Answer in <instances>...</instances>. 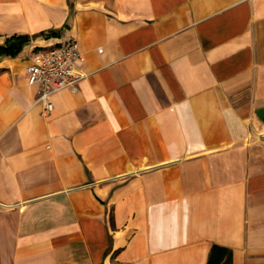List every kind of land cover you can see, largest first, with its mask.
Listing matches in <instances>:
<instances>
[{
	"label": "crops",
	"instance_id": "0c3cea01",
	"mask_svg": "<svg viewBox=\"0 0 264 264\" xmlns=\"http://www.w3.org/2000/svg\"><path fill=\"white\" fill-rule=\"evenodd\" d=\"M12 35L0 264H264V0H0ZM69 39L84 76L44 112L26 63Z\"/></svg>",
	"mask_w": 264,
	"mask_h": 264
},
{
	"label": "built area",
	"instance_id": "2783aa9c",
	"mask_svg": "<svg viewBox=\"0 0 264 264\" xmlns=\"http://www.w3.org/2000/svg\"><path fill=\"white\" fill-rule=\"evenodd\" d=\"M83 58L79 44L69 39L59 44L34 48L25 66L27 83L36 90L35 103H40L44 112L53 108L54 92L75 89L84 76L80 70Z\"/></svg>",
	"mask_w": 264,
	"mask_h": 264
},
{
	"label": "trees",
	"instance_id": "16d2710c",
	"mask_svg": "<svg viewBox=\"0 0 264 264\" xmlns=\"http://www.w3.org/2000/svg\"><path fill=\"white\" fill-rule=\"evenodd\" d=\"M59 30H52L50 35H57ZM28 35H12L6 38L5 42L0 45L1 56H16L18 55L25 44L29 41ZM231 250L220 245L214 244L211 248L208 261L206 264H231Z\"/></svg>",
	"mask_w": 264,
	"mask_h": 264
}]
</instances>
